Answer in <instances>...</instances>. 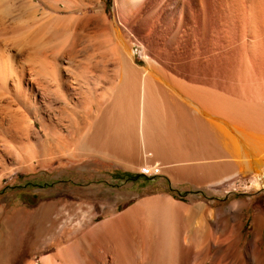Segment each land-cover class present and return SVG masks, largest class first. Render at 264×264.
Here are the masks:
<instances>
[{
	"label": "bare ground",
	"instance_id": "bare-ground-1",
	"mask_svg": "<svg viewBox=\"0 0 264 264\" xmlns=\"http://www.w3.org/2000/svg\"><path fill=\"white\" fill-rule=\"evenodd\" d=\"M113 3L109 19L101 0H0V185L7 173L56 162V169L75 167L84 178L97 166L93 159L101 152L100 158L110 161L120 154L127 165L133 156L160 159L146 167V174L160 172L167 162L163 157H180L184 151L174 101L181 95L152 66L137 67L131 50L134 24L156 21L165 7H179L198 25L191 33H172L181 59L201 70L221 67L233 78L231 94L264 99V0ZM89 7L92 11L85 10ZM81 54L84 63L78 60ZM158 90L171 99L170 121L163 117ZM186 99L193 110L214 113L204 121L218 150L227 156L222 164L233 169L216 181L247 170L256 177L257 171H264V107L256 106L261 103ZM35 120L43 134L34 127ZM134 122L138 127L131 126ZM192 161L175 168H197V174L185 175L193 180L219 174L211 165ZM262 186L264 173L255 188ZM72 188L87 204L60 201L9 210L0 206V264H8L9 256L32 252L38 237L58 224L59 231L50 234L54 251L41 256L42 264H264V215L257 214L245 230L244 209L251 202L243 197L213 208L192 198L185 202L159 194L141 198L122 212L108 209L107 197H96L105 211L104 218L94 222L86 196L101 186ZM18 223L25 226L15 238ZM25 264L37 263L27 259Z\"/></svg>",
	"mask_w": 264,
	"mask_h": 264
},
{
	"label": "rangeland",
	"instance_id": "rangeland-1",
	"mask_svg": "<svg viewBox=\"0 0 264 264\" xmlns=\"http://www.w3.org/2000/svg\"><path fill=\"white\" fill-rule=\"evenodd\" d=\"M101 3L104 9H106L108 18L112 19L114 6L113 0H101ZM171 9L172 10L169 11L167 10V7H165L163 10H160L158 16L155 18L156 21L154 20L155 22L147 21L146 23L139 22V24L137 22L134 24L133 31L135 33L133 32L131 35V50L134 63L137 67L141 68L146 67L147 65L148 67L152 66L154 70L156 69L163 79L169 85L175 87L181 95L174 101V104L177 107V130L179 136H181L179 143H181V146L183 147V150L182 147L181 150L184 151L180 154V157H163V161H167L163 166V171L161 170L157 173L151 172L153 174H146L141 171L142 167H150L160 159L153 156H133L132 161L134 160V162H129L127 165L123 164L124 158L122 155L118 154L121 156L120 158L117 157L116 160L110 161L101 159L100 156L104 157L101 152L100 156L93 159L97 166L91 167L89 171H86L84 178H79L80 171L75 167L62 172L64 170L63 168L56 169L58 162L51 167L50 164H37L33 171L17 170L3 176L0 185V206H5L7 210H9L20 207L34 209L41 203L47 202L54 203L63 201L68 205H77L79 203L87 204L86 202H82L81 198L74 195V189L72 187L101 186V188L94 194L86 196L88 199H91L88 203L93 211L91 217H96L94 222L102 220L105 211V205L99 202L96 197H107L109 204H107L106 207H108V209H114L116 212H122L141 198L159 194L170 195L176 200L185 202H190L188 198H192L197 202L207 203L213 208L225 206L232 200L237 199V197H243L251 202V207L244 209V217L246 221L245 230H249L250 222L257 214L264 215V186L261 188H255V185L262 181L264 171H257V177L247 170L245 174L238 173L237 176H231L224 181H216L221 175L230 174L233 169L229 168L230 166H228V168L224 167L222 164L227 156L218 150V141L212 139L210 128L204 121V117H211L214 113L206 110H193L194 108L191 107L192 103L188 102L186 98H191L192 101L196 100L195 102L198 103H200L202 97L207 99L210 97V99L222 98L224 100H242L245 104H262L256 105L257 107H264V99L262 98L259 99V101H254L253 99L248 100L251 98H240L235 94H231V85L234 83L232 82L233 78L230 73H227L226 70L224 71L221 67L213 69L211 67L210 69L208 68V70H206V68L204 70L203 68V70H201L196 65L188 64L181 59L179 55L180 48L178 47L177 49L178 41L177 39H172V33H191L198 29V25L193 21H191L193 23H190V20L188 21V19H186L187 15H184L179 7L174 8V10L173 8ZM50 10L52 9L50 8ZM85 10L92 11V8L89 7ZM65 13L66 11H60V14ZM193 14L194 15L192 16L196 18L197 14L194 12ZM142 24H144V27ZM135 25L137 26L135 27ZM83 57L81 54L78 55L79 59H77L82 60L84 63ZM82 61L80 62L82 63ZM158 92L159 98L157 97V99L161 101V104L165 109L163 117L167 119V121H170L172 118L171 111L173 110V105L171 106L172 103L170 102L171 99L169 98L170 100H168V97L164 92L159 90ZM134 99L135 100L133 101L137 103V97ZM135 109L134 111L136 113L133 112L137 117L138 109ZM260 110V113L262 114H260V117H264V109L261 108ZM131 126L138 127V123L134 122ZM34 127L39 133L43 134V129L37 120H35ZM61 129L63 130V128ZM200 148L205 149V154L202 155L203 157L197 155V150H200ZM189 158L193 160H191L193 163L204 162V165H208V167L211 165L219 174H215V177L212 179L205 178L204 180H199L200 178H194L196 180L185 178L186 174H197L198 169L178 170L175 166L179 163H183L184 165L191 163ZM90 172L92 173V176L88 175ZM68 212L69 209H66L65 213ZM3 220L4 218H2V221ZM9 221L10 217L4 223L6 224ZM46 223H48V221ZM24 226L23 223L16 224L14 227V230H16L15 238H17V234L23 230ZM60 226L62 225L58 224L55 226L51 233L50 228L49 230L46 229V231L38 237L33 244L32 252L29 253L25 251L20 258L16 259L9 256L8 264H25L27 259H34L35 263L42 264L40 261L41 256L49 255L50 252L54 251L53 246H50V234L58 232ZM5 230L6 227L2 229L1 235ZM75 232H72L70 236L74 235ZM249 236H251L250 232Z\"/></svg>",
	"mask_w": 264,
	"mask_h": 264
},
{
	"label": "built area",
	"instance_id": "built-area-1",
	"mask_svg": "<svg viewBox=\"0 0 264 264\" xmlns=\"http://www.w3.org/2000/svg\"><path fill=\"white\" fill-rule=\"evenodd\" d=\"M155 170L157 171V168H156ZM141 171H142L143 173H147V169H146L144 166L142 167Z\"/></svg>",
	"mask_w": 264,
	"mask_h": 264
}]
</instances>
